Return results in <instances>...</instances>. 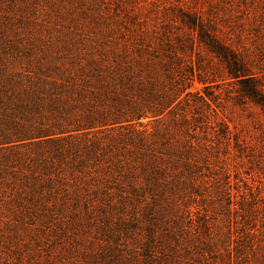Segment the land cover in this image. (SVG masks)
I'll return each mask as SVG.
<instances>
[{"label": "rangeland", "instance_id": "1", "mask_svg": "<svg viewBox=\"0 0 264 264\" xmlns=\"http://www.w3.org/2000/svg\"><path fill=\"white\" fill-rule=\"evenodd\" d=\"M128 68L188 86L175 112L0 139V264H264V0H0V138L99 103L88 89Z\"/></svg>", "mask_w": 264, "mask_h": 264}, {"label": "trees", "instance_id": "2", "mask_svg": "<svg viewBox=\"0 0 264 264\" xmlns=\"http://www.w3.org/2000/svg\"><path fill=\"white\" fill-rule=\"evenodd\" d=\"M190 24L196 29L199 28L201 39L207 47L228 64L230 74L240 77L241 73L246 72L237 53L222 41L217 32H214L215 30L213 31L201 16L192 18ZM158 72L161 71L158 70ZM146 76L136 75L129 68L125 69L118 77L113 76V80H109V76L102 78L101 75L102 85L96 86V89H88L92 95L100 98L99 103L89 101L88 103L91 102V105L82 112H70L69 110L66 117L62 116L61 120L53 125L41 121L39 124L34 125L35 123H33L30 127L24 128L27 123L13 119L11 125H8L2 134L3 138L0 139L8 140V142L25 138L69 140L78 136H87L96 129L114 127L115 124L123 126L124 123L128 125L140 123V120L147 117L149 112L155 119H161L167 114L174 113L176 104L181 103L180 97L188 86L181 87L179 90H174L173 87L167 89L165 80H162L160 74ZM167 77H170V72L167 73ZM203 80L206 82V79ZM87 87V85H80L74 86L72 89L77 91L78 98L81 99L80 96L86 94ZM189 93L191 91H187V94ZM257 93L258 90L253 88V94L257 95ZM149 100L157 101V103L148 108L150 107ZM260 103L264 107V96L260 98ZM89 146L88 141H69L68 149L74 148L77 155H80L79 152ZM64 148H62V152L67 147ZM158 170L159 168L154 169V175H162L163 172Z\"/></svg>", "mask_w": 264, "mask_h": 264}]
</instances>
